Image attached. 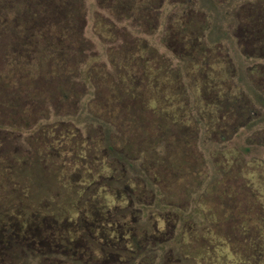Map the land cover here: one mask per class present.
Listing matches in <instances>:
<instances>
[{
	"label": "rangeland",
	"instance_id": "rangeland-1",
	"mask_svg": "<svg viewBox=\"0 0 264 264\" xmlns=\"http://www.w3.org/2000/svg\"><path fill=\"white\" fill-rule=\"evenodd\" d=\"M0 264H264V0H0Z\"/></svg>",
	"mask_w": 264,
	"mask_h": 264
}]
</instances>
